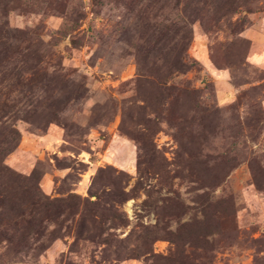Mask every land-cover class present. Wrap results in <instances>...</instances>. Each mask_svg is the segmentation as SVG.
<instances>
[{
  "label": "rangeland",
  "instance_id": "obj_1",
  "mask_svg": "<svg viewBox=\"0 0 264 264\" xmlns=\"http://www.w3.org/2000/svg\"><path fill=\"white\" fill-rule=\"evenodd\" d=\"M203 1L0 0V264H264V0Z\"/></svg>",
  "mask_w": 264,
  "mask_h": 264
},
{
  "label": "trees",
  "instance_id": "obj_2",
  "mask_svg": "<svg viewBox=\"0 0 264 264\" xmlns=\"http://www.w3.org/2000/svg\"><path fill=\"white\" fill-rule=\"evenodd\" d=\"M199 2H201V0H190V2H189V5L196 7V10L194 12L192 10V12L195 13L193 19H191L192 21L197 19V16H198L197 14H198V12L200 10V8L197 7ZM203 5H211L212 6L213 5V1L205 0V1H203Z\"/></svg>",
  "mask_w": 264,
  "mask_h": 264
}]
</instances>
